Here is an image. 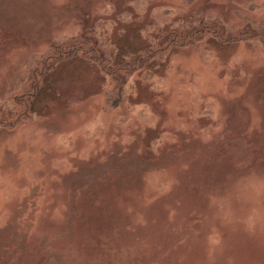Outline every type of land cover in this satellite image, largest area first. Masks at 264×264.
I'll list each match as a JSON object with an SVG mask.
<instances>
[{"label": "rangeland", "instance_id": "374dc122", "mask_svg": "<svg viewBox=\"0 0 264 264\" xmlns=\"http://www.w3.org/2000/svg\"><path fill=\"white\" fill-rule=\"evenodd\" d=\"M24 99L0 264H264V0H0Z\"/></svg>", "mask_w": 264, "mask_h": 264}, {"label": "trees", "instance_id": "16d2710c", "mask_svg": "<svg viewBox=\"0 0 264 264\" xmlns=\"http://www.w3.org/2000/svg\"><path fill=\"white\" fill-rule=\"evenodd\" d=\"M81 50H84V49H80V51ZM94 51H92L91 53L89 52V51H86V52H84L86 55H88L89 57H91V59H92V61H94V62H96V63H99L100 64V62L102 63V60H103V62H104V65H105V67H106V64L109 66V64H110V62H109V58H107V57H102L101 55V53H99V52H97L95 49H93ZM79 51V50H78ZM79 51V52H80ZM85 51V50H84ZM81 54V53H80ZM101 54V55H100ZM59 56V55H58ZM60 58L61 57H57L55 60H60ZM50 67H51V65H50ZM46 69H48V68H46ZM118 70H120V68L119 69H116L114 72H117ZM39 71H41V70H39ZM43 71V70H42ZM38 72V71H37ZM36 72V73H37ZM35 72H34V74H33V77L30 79V83H31V85H33L34 87H32V89L33 88H35V90H36V88H37V86L35 87V80L36 79H38V74H36ZM43 74H45V72H42V73H40L39 75H43ZM38 81V80H37ZM32 96V95H31ZM31 99H32V97H31ZM27 99H24L23 100V113H21V110H10V112H8V113H6L7 115H5V116H1L0 117V125L1 124H3V122H4V120H6V121H9L8 122V124L7 125H14V124H17L18 122H19V119H21V118H24V117H26L27 115H29L28 113H29V110H30V103H27ZM15 108H16V106H15ZM3 115V114H2Z\"/></svg>", "mask_w": 264, "mask_h": 264}]
</instances>
